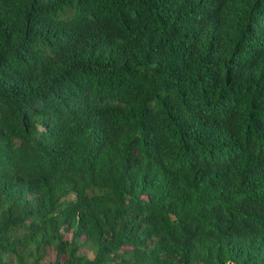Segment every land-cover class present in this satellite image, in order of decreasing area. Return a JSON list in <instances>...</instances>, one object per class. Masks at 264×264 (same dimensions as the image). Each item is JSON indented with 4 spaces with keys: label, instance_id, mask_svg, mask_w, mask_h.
<instances>
[{
    "label": "trees",
    "instance_id": "1",
    "mask_svg": "<svg viewBox=\"0 0 264 264\" xmlns=\"http://www.w3.org/2000/svg\"><path fill=\"white\" fill-rule=\"evenodd\" d=\"M261 215L264 0H0V264H264Z\"/></svg>",
    "mask_w": 264,
    "mask_h": 264
},
{
    "label": "clouds",
    "instance_id": "2",
    "mask_svg": "<svg viewBox=\"0 0 264 264\" xmlns=\"http://www.w3.org/2000/svg\"><path fill=\"white\" fill-rule=\"evenodd\" d=\"M170 216L172 219H175V216L173 214H171ZM255 232H258L259 242L257 243V246L260 247L264 242V215L256 217L253 226H251L250 228L240 229V230L236 229L233 232V234L236 235L235 238L238 241H240L243 245H246L245 237L252 235ZM225 264H234V263L232 261H229L228 263Z\"/></svg>",
    "mask_w": 264,
    "mask_h": 264
},
{
    "label": "rangeland",
    "instance_id": "3",
    "mask_svg": "<svg viewBox=\"0 0 264 264\" xmlns=\"http://www.w3.org/2000/svg\"><path fill=\"white\" fill-rule=\"evenodd\" d=\"M70 198H72V197H70ZM52 256H53V254H52V253H48V256L46 257V260H48V259L52 258Z\"/></svg>",
    "mask_w": 264,
    "mask_h": 264
}]
</instances>
